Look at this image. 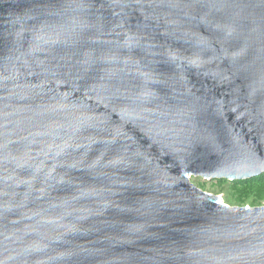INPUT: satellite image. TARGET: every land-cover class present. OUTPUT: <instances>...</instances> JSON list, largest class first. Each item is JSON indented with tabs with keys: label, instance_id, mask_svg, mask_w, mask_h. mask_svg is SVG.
Here are the masks:
<instances>
[{
	"label": "water",
	"instance_id": "water-1",
	"mask_svg": "<svg viewBox=\"0 0 264 264\" xmlns=\"http://www.w3.org/2000/svg\"><path fill=\"white\" fill-rule=\"evenodd\" d=\"M264 0H0V264H264Z\"/></svg>",
	"mask_w": 264,
	"mask_h": 264
},
{
	"label": "rangeland",
	"instance_id": "rangeland-1",
	"mask_svg": "<svg viewBox=\"0 0 264 264\" xmlns=\"http://www.w3.org/2000/svg\"><path fill=\"white\" fill-rule=\"evenodd\" d=\"M190 180L203 191L221 196L223 203L230 206L264 205V173L241 180L200 176H191Z\"/></svg>",
	"mask_w": 264,
	"mask_h": 264
}]
</instances>
